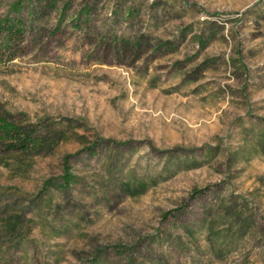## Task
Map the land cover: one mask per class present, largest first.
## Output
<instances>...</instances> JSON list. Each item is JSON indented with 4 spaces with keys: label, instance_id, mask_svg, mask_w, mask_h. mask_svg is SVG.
I'll list each match as a JSON object with an SVG mask.
<instances>
[{
    "label": "rangeland",
    "instance_id": "374dc122",
    "mask_svg": "<svg viewBox=\"0 0 264 264\" xmlns=\"http://www.w3.org/2000/svg\"><path fill=\"white\" fill-rule=\"evenodd\" d=\"M55 1L0 38V264H264V0Z\"/></svg>",
    "mask_w": 264,
    "mask_h": 264
},
{
    "label": "trees",
    "instance_id": "16d2710c",
    "mask_svg": "<svg viewBox=\"0 0 264 264\" xmlns=\"http://www.w3.org/2000/svg\"><path fill=\"white\" fill-rule=\"evenodd\" d=\"M5 0H0V7ZM25 6H29L28 16L33 18L37 9L45 11H54L56 10L57 2L55 0H11L8 12L4 17L0 18V38L7 39L8 41L16 39L20 36L22 32V13L25 9ZM201 42V40H199ZM129 41H120L119 46L121 48L128 47ZM133 47H137V44L133 43ZM0 134L2 138L17 139L21 133L20 129L15 125L7 122L5 119L0 118ZM25 142L23 139H19L16 143H7L5 149L7 151H24L26 150ZM64 176H63V185L61 186L63 192L67 191L72 184H74L75 179L67 171L68 165L64 164Z\"/></svg>",
    "mask_w": 264,
    "mask_h": 264
}]
</instances>
